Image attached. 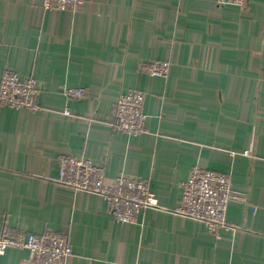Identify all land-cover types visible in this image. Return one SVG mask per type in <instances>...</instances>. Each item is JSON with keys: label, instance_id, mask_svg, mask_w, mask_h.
I'll return each mask as SVG.
<instances>
[{"label": "crops", "instance_id": "crops-1", "mask_svg": "<svg viewBox=\"0 0 264 264\" xmlns=\"http://www.w3.org/2000/svg\"><path fill=\"white\" fill-rule=\"evenodd\" d=\"M216 1L85 0L72 11L0 0V78L8 67L41 85L38 110L0 105V233H66L60 264H264V0ZM149 59L169 60L167 75L142 72ZM129 90L144 92L138 134L114 126ZM60 154L103 165L107 180L148 179L158 205L117 221L101 195L53 179ZM195 163L229 173L243 196L216 231L175 211ZM0 264L34 262L7 247Z\"/></svg>", "mask_w": 264, "mask_h": 264}, {"label": "built area", "instance_id": "built-area-1", "mask_svg": "<svg viewBox=\"0 0 264 264\" xmlns=\"http://www.w3.org/2000/svg\"><path fill=\"white\" fill-rule=\"evenodd\" d=\"M85 0H42L45 9L78 10ZM248 0H217L220 6L229 4L244 7ZM170 61L149 59L141 61L139 69L150 75L166 76ZM41 85L32 76H21L12 68H4L0 78V105L38 110ZM63 93L68 97L82 98L83 86L65 85ZM144 92L129 90L121 92L115 101L114 126L129 134H138L144 128L146 117L142 105ZM65 113H69L68 110ZM234 152L232 151L231 154ZM243 153H247L243 151ZM53 179L75 191L82 190L101 195L108 210L120 222H136L141 211L157 206L158 199L149 187V180L136 175L118 173L107 180L103 165L88 157L60 154ZM181 202L176 213L194 217L205 222L209 231H216L226 224V210L232 200L242 199L233 189L231 176L197 163L193 164L188 177L182 183ZM7 247H17L29 252L34 264H60L72 254L66 233L55 230L43 232L4 231L0 233V254Z\"/></svg>", "mask_w": 264, "mask_h": 264}]
</instances>
